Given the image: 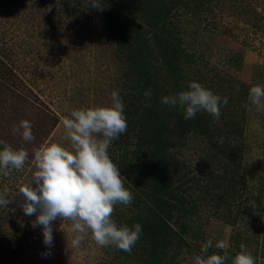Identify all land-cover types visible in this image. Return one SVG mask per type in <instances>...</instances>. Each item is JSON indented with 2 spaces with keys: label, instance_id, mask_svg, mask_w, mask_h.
<instances>
[{
  "label": "rangeland",
  "instance_id": "rangeland-1",
  "mask_svg": "<svg viewBox=\"0 0 264 264\" xmlns=\"http://www.w3.org/2000/svg\"><path fill=\"white\" fill-rule=\"evenodd\" d=\"M111 1L149 33L140 22L142 0ZM165 1L158 12L167 18L160 23L189 57L177 66L183 90L197 81L233 101L221 107L219 121H211L208 131L187 134L169 151L171 169L181 170L173 189L182 191L186 211L160 210L176 233L177 251L165 257L172 264H191L203 243L223 239L228 247H213L209 254L235 256L244 245L256 264H264V109L248 101L249 89L264 85V0ZM107 18L86 0H0V141L29 153L22 169L0 176V192L12 200L0 208V264H145L140 243L128 253L99 247L89 236L79 248H67L74 235L71 221L59 218L53 222L52 255L46 256L42 229L32 227L36 216L23 213V197L15 194L32 180L35 149L45 143L70 147L61 120L74 109L109 106L113 90L123 98L128 127L112 142L109 155L122 178L137 172L133 160L143 158L138 121L146 99L119 49L122 36L112 32L117 29ZM154 45L151 41L150 48ZM151 70L165 80L162 61L153 57ZM222 117L243 131L232 141ZM22 120L32 123L30 143L13 131ZM125 184L133 201L127 207L117 204L112 217L129 225L147 213L142 211L146 195L136 184Z\"/></svg>",
  "mask_w": 264,
  "mask_h": 264
},
{
  "label": "clouds",
  "instance_id": "clouds-1",
  "mask_svg": "<svg viewBox=\"0 0 264 264\" xmlns=\"http://www.w3.org/2000/svg\"><path fill=\"white\" fill-rule=\"evenodd\" d=\"M86 3L91 8H104L102 0H86ZM144 96L150 100L151 89ZM248 101L258 110L264 109V85L252 86ZM161 104L180 111L185 121L194 119L198 113H207L215 122L219 121L221 107L227 106L228 98L191 81L188 90L163 96ZM60 123L70 147L45 143L35 149L32 180L19 186L15 193L23 197L20 205L23 213L36 216L32 227L42 229L43 244L49 250L45 255H52L53 222L58 218L71 221L70 231L74 235L67 239V248H79L90 236L99 247L131 253L142 236V225L118 224L112 217L117 204L127 207L133 201L132 193L124 186L120 168L109 155L112 142L128 127L123 98L118 90H113L109 106L74 109ZM32 128L29 120H22L13 131L30 143L35 139ZM28 157L23 148L15 150L0 141V176L22 169ZM8 197L6 191L0 192V208L12 203ZM213 247L224 250L228 245L223 239L215 243L207 240L199 254L191 257V264H256V258L244 245L235 256L226 251L209 254Z\"/></svg>",
  "mask_w": 264,
  "mask_h": 264
},
{
  "label": "trees",
  "instance_id": "trees-1",
  "mask_svg": "<svg viewBox=\"0 0 264 264\" xmlns=\"http://www.w3.org/2000/svg\"><path fill=\"white\" fill-rule=\"evenodd\" d=\"M129 1L130 3L135 2L134 0ZM141 2L140 22L144 23L151 37L145 33L146 30L139 23H136L135 18L130 16L129 11H121L123 7L115 1L102 0L104 8L101 11L108 16V22L110 24L112 22L117 29L112 32L122 36L119 39L122 40V43H119V49L130 63L138 88L142 84L141 94L144 96L145 91L149 89L152 91L150 100L146 99L145 96L144 98L141 97L142 100L146 99L145 104H142V119L138 121L143 142L141 145L143 158L133 160L138 170H134L137 172L132 177L122 178L124 185L126 182H132L137 185L140 194L144 197L146 195L147 201L145 200L142 211L147 210V213L141 217L132 218L129 226L135 223L142 225L143 233L138 242L140 243L138 248L139 253L146 256L145 264H172V260H168L165 254L172 252L175 255L177 248H174L173 245L176 240V233L161 215L160 210L177 209L178 212H185L186 210L182 207L184 204L183 198L180 196L182 191L173 189L174 178L181 173V170L171 169L172 157L169 151L172 148L175 149L177 142L181 141L187 134L193 132L201 135L208 131L213 118L207 113H198L194 119L185 121L180 111L161 104L163 96L184 91L180 78H178L180 67L177 66L182 60H188L189 57L188 55L183 57L182 54L185 51L181 47L179 48V45L172 43L174 36L168 30L167 25L160 23L164 18H167L165 13L158 12L160 8L165 6L164 2L166 1L142 0ZM125 3L127 4V1ZM151 41L155 43L153 49L150 48ZM153 57L158 62L162 61L166 67L167 75L164 81L158 79V76L151 70ZM170 81H175L174 85ZM134 98L135 96L132 99ZM232 103V98L228 99L227 105ZM224 117L221 120H225V124L229 128V140L232 141L233 136L240 135L243 131ZM136 176L140 177L139 180L135 179ZM178 192H180L179 195ZM180 249L179 245L178 250Z\"/></svg>",
  "mask_w": 264,
  "mask_h": 264
}]
</instances>
